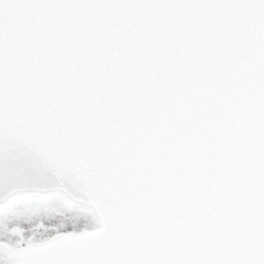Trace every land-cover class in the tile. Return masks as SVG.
Returning <instances> with one entry per match:
<instances>
[{
    "label": "snow or ice",
    "instance_id": "6c2138e0",
    "mask_svg": "<svg viewBox=\"0 0 264 264\" xmlns=\"http://www.w3.org/2000/svg\"><path fill=\"white\" fill-rule=\"evenodd\" d=\"M0 264H264V0H0Z\"/></svg>",
    "mask_w": 264,
    "mask_h": 264
}]
</instances>
